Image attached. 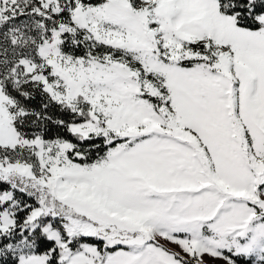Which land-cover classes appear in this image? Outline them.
I'll use <instances>...</instances> for the list:
<instances>
[{"label":"snow or ice","instance_id":"snow-or-ice-1","mask_svg":"<svg viewBox=\"0 0 264 264\" xmlns=\"http://www.w3.org/2000/svg\"><path fill=\"white\" fill-rule=\"evenodd\" d=\"M0 264H264V0H0Z\"/></svg>","mask_w":264,"mask_h":264}]
</instances>
